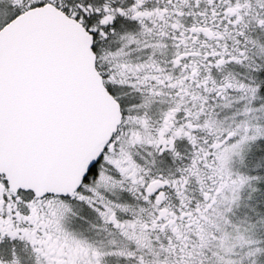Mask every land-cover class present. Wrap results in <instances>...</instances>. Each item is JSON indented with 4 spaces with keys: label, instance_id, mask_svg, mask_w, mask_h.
<instances>
[{
    "label": "snow or ice",
    "instance_id": "snow-or-ice-1",
    "mask_svg": "<svg viewBox=\"0 0 264 264\" xmlns=\"http://www.w3.org/2000/svg\"><path fill=\"white\" fill-rule=\"evenodd\" d=\"M0 264H264V0H0Z\"/></svg>",
    "mask_w": 264,
    "mask_h": 264
}]
</instances>
